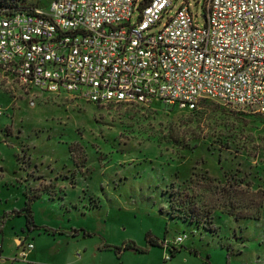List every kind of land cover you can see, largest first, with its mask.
<instances>
[{"label": "rangeland", "instance_id": "1", "mask_svg": "<svg viewBox=\"0 0 264 264\" xmlns=\"http://www.w3.org/2000/svg\"><path fill=\"white\" fill-rule=\"evenodd\" d=\"M189 2L202 24L205 9ZM28 200L41 228L30 235L12 214ZM148 236L166 248L147 249ZM27 243L36 250L22 259ZM0 254L4 264H264V118L214 100L188 112L34 95L0 70Z\"/></svg>", "mask_w": 264, "mask_h": 264}, {"label": "built area", "instance_id": "2", "mask_svg": "<svg viewBox=\"0 0 264 264\" xmlns=\"http://www.w3.org/2000/svg\"><path fill=\"white\" fill-rule=\"evenodd\" d=\"M176 1L53 0L3 12L0 70L34 95L182 111L214 100L264 118V0H196L202 24L189 0L174 11Z\"/></svg>", "mask_w": 264, "mask_h": 264}, {"label": "trees", "instance_id": "3", "mask_svg": "<svg viewBox=\"0 0 264 264\" xmlns=\"http://www.w3.org/2000/svg\"><path fill=\"white\" fill-rule=\"evenodd\" d=\"M27 8H28V6H26L24 4L21 6V5H17L15 2H5V4L0 6V14L3 13V12L13 13L15 11L25 10ZM96 106H99V105H96ZM195 111H197V109L194 110V111H188V112H195ZM175 205H176L175 202L171 201L170 207H171L172 210H175V207L178 206V205H176V206ZM181 212H183V214L185 215V218L189 219L190 223L194 222V220L196 222H199L198 218H197V220L195 219V217L198 216V213H196V210L189 208V209H186V210H182ZM12 214L15 215L16 217H24L25 218L26 228H27L28 231H34V230L40 229L35 224L34 214H33L32 206H31V203H30L29 200L26 202L24 208H22L20 210H15L14 212H12ZM8 216L6 214L3 217L4 218L3 222H5L6 220H9ZM169 216L172 219L174 217V214L172 213ZM243 218L256 219L258 217H256V215H253V214H249V215L247 214V215H244ZM44 232H46L48 234H53V235L55 234V231H53V230L51 231L50 229H44ZM148 244H149V246L147 247V249H152L154 247H158V248H161V249L165 248V240L160 241L159 239H156V238H153V237H150V236H148ZM131 248L132 247L130 245H128V244L125 246V250L131 249ZM134 248H135V251L142 252V250L139 249L138 247L134 246ZM116 252H117V255H118V260H120L121 259V256H120L121 249L117 248ZM170 252H171V254H169L170 255V259H173L174 256L176 255V253L178 252V250L176 248H174V247H171L170 248Z\"/></svg>", "mask_w": 264, "mask_h": 264}, {"label": "crops", "instance_id": "4", "mask_svg": "<svg viewBox=\"0 0 264 264\" xmlns=\"http://www.w3.org/2000/svg\"><path fill=\"white\" fill-rule=\"evenodd\" d=\"M9 221H10V220H6L5 222H3L2 226H1V228H2V229H1V232H2V233H3L4 229L6 228L5 225H6L7 222H9ZM39 228H40V227H39ZM40 229H41V228H40ZM40 229H37V230H34V231H28L27 228H26V230H27V232H28L29 235H30V234H34L35 231H39V232H40ZM44 233H46V232H44ZM46 234H48V233H46ZM31 237H32V236H31ZM34 238H35V237H32V238H31V241H32V240H35ZM32 242L34 243V241H32ZM16 243H17V241H16ZM34 249L36 250V247H35V246H34ZM162 249H165V248H162ZM32 251H33V250H32ZM32 251H31V252H32ZM2 252H3V251H2ZM31 252H30V253H31ZM0 255H1V254H0ZM29 255H30V254H29ZM1 256H2V255H1ZM38 257H39V253L37 252V253L35 254L34 259L37 260ZM170 260H171V259H170ZM32 263H33V261H32ZM0 264H4V262H3L2 259L0 260ZM10 264H14V263L11 261Z\"/></svg>", "mask_w": 264, "mask_h": 264}]
</instances>
